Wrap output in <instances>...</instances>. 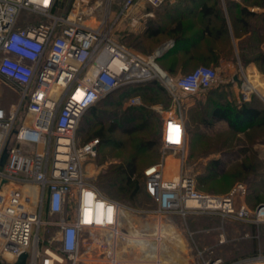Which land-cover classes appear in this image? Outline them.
<instances>
[{"label":"built area","instance_id":"1","mask_svg":"<svg viewBox=\"0 0 264 264\" xmlns=\"http://www.w3.org/2000/svg\"><path fill=\"white\" fill-rule=\"evenodd\" d=\"M164 1L105 0L89 7L85 0H69L62 11L61 0H0V87L11 98L8 105L0 104L2 264H14L23 253L26 264H62L66 259L77 264L85 235L95 232L105 237L86 241L87 250L94 246L107 254L108 264H121L117 242L122 223L139 211L109 200L93 185L85 166L95 158L99 140L79 144L77 131L97 103L122 87L152 81L171 100L162 120L161 148L177 164L164 156L144 170V192L156 207L146 213L183 220L216 217L222 223L218 245L226 243L225 224L264 225V204L248 207L244 184H235L223 196L204 194L186 169L184 116L176 109L183 97L216 87V70L199 66L171 78L157 64L167 46L140 57L114 37L119 21L138 3L157 7ZM239 90L243 102L254 95L264 105V94L244 75ZM2 99L0 94V103ZM141 104L139 97L128 99L129 106ZM157 111L163 114L161 108ZM45 217L54 218V250L42 245L40 230L49 225ZM241 239L258 240L259 235L245 233ZM212 254L211 249L199 252L200 264H264L262 251L228 262Z\"/></svg>","mask_w":264,"mask_h":264},{"label":"rangeland","instance_id":"2","mask_svg":"<svg viewBox=\"0 0 264 264\" xmlns=\"http://www.w3.org/2000/svg\"><path fill=\"white\" fill-rule=\"evenodd\" d=\"M104 1L85 0V3L89 7L94 4L100 6ZM237 4L240 3L231 0L219 1V6L222 8L224 5ZM241 4L249 6L257 4L260 7H256L255 17L245 20L247 28L244 29L242 33L244 38L239 43V48L242 50L239 60L233 61L230 68L228 65H221L218 68L206 65L217 72V89L211 94L207 92L183 97L181 107L176 111H180L184 116L191 133V136H188L186 169L194 177L198 191L208 195L223 196L229 193L235 184L240 183L250 189L244 202L255 204L264 202V189H261L264 188V126L254 125L251 128L234 131L226 122L217 123L212 118L213 107L208 102L210 100L219 104L225 102V96L222 97L221 94L225 93L222 89L224 86L239 89V84L233 82L232 76H237L241 80L244 75L256 87L258 93L264 94V0L242 1ZM144 7L152 6L145 4ZM60 8L62 11L67 10L69 0H61ZM116 31L115 39H117ZM134 90L118 92L110 99L101 101L94 113L89 112L81 119L78 127L82 141L98 139L94 134L100 129L104 131L105 142L100 144L95 158L85 166L86 175L93 183L97 184L101 176L136 159L139 190L132 199L129 200V196L116 193L110 194L101 189L105 196L139 211L137 214H130L129 219L122 223L123 236L117 242L118 261L121 264H166L163 258H168L169 253L177 256L171 261L175 264H200L199 252L205 249H211L213 252L211 256L219 257L225 262L250 256L258 251L264 252V225L256 228L241 224H225L223 228L226 243L218 245L222 223L216 217L202 216L183 220L175 215L158 216L154 213H146L155 210L156 207L144 192L143 170L149 165L158 163L164 156L169 163L177 164L176 158L168 152H163L160 144L164 112L172 107L167 94L159 87L154 88L151 82L134 86ZM0 94L3 96L0 104L8 105L11 98L6 97L8 95L6 89L0 87ZM132 96L139 97L142 104L129 106L128 99ZM253 97V104L258 109L264 110L260 99L254 95ZM159 108L162 109L163 114L157 111ZM110 129H113V132H109ZM152 141H158L159 146L143 154L137 153V146L148 145ZM216 161L220 163L218 167H214ZM211 172L215 174L214 177L210 176ZM238 173L241 176L237 177ZM258 184L259 186H256ZM255 194L258 195V202L253 199ZM44 222L49 225L40 230L42 245L54 250L57 248V244L52 241L55 236V229L51 225L54 218L45 217ZM131 231H136L138 236L147 242L146 249L140 246L133 247L127 243L124 235ZM170 233H174L184 242L183 252L177 249L168 237ZM245 233L253 235L257 233L259 239L243 240L241 236ZM104 237L103 232H95L91 236L85 235L83 239L85 242L82 241L80 248V261L77 264H108L106 253H99L94 246L91 247L94 250H87L86 241L102 240ZM157 240L161 245L157 250H153L152 243ZM165 246H168L167 249ZM161 248L167 251V253L163 252L164 257ZM62 264H71V262L66 259Z\"/></svg>","mask_w":264,"mask_h":264},{"label":"trees","instance_id":"3","mask_svg":"<svg viewBox=\"0 0 264 264\" xmlns=\"http://www.w3.org/2000/svg\"><path fill=\"white\" fill-rule=\"evenodd\" d=\"M219 1L220 0H177L174 4H169V3L164 4L160 6L161 10L157 12V19H159V24L156 23V25L152 26V23L148 22L142 35L137 36V37L127 36L125 40L124 39L119 40V43H121L122 45H124L126 48H129V49H133V48L146 49L148 44L152 43V38L162 35V36L171 37L174 40V42L179 45L181 40L190 39V38L186 39V36H188L191 33L192 26L197 24L196 17L200 16L199 17L200 20L198 23L201 25H205V27L203 28V31L200 34L199 33L198 34L200 36L205 37L206 39L208 38L209 40H212V43L218 42L221 38H223L222 42L224 45V38L225 36H227V30H226L227 24H226V20L222 16L223 15L221 11L222 7L219 6ZM242 1L249 2V0H241L240 2H236L240 4L223 6V8L225 7L226 9V13L228 15V18L231 24L232 36L235 39L244 37L242 33L244 32V29L247 28V23L245 20L253 16L255 17V13H251L247 8H250V7L259 8L260 7L257 4H253L250 6L242 5L241 4ZM163 19L165 21H163ZM211 19L214 20L213 23ZM211 23L214 25L212 28L209 26L211 25ZM199 35L198 37H200ZM212 43L208 41L206 42V45H205L206 51L210 52V54H213V58H211L210 56L207 59L208 60L212 59L213 62L216 64L217 58H215V53H213V49L210 45ZM239 51H240V54H239V57H240L242 50L239 48ZM230 52L231 53L233 52V48L231 46L229 47V53ZM157 64L168 76H170L171 78H174L172 76L171 71L166 70L163 64H160V60H157ZM206 65L211 66L208 63L204 65H200V66H206ZM190 72L191 71L185 72L181 76L186 75ZM151 83L154 88L158 89L159 87V89H161L157 82L152 81ZM132 89L133 91H135L134 86L122 87L119 90L112 93L111 95H109L108 97H106L105 99H103L102 101L110 99L112 96H114L118 92H123V91L130 92L129 90H132ZM207 92L211 94L212 92H215V91L213 89L212 90L210 89L206 91V93ZM208 102H209V105L213 107L212 108V118L218 121L219 120L225 121L228 124L229 128L234 131L239 130L240 128L241 129L251 128L254 125L264 126V110L247 107L246 104H244L239 110H230L228 109V107L222 106L223 104L219 105L218 102L211 101V100ZM99 103H97L94 107L88 110L87 113L89 112L94 113ZM109 132H113V129H110ZM190 134L191 133L189 131V128H187L186 129L187 138L188 136H191ZM94 136L98 137V140H99L98 148H99L100 144L102 142H105L104 141L105 140L104 131L100 129L94 134ZM77 140L79 144H84L92 139H87L85 141H82V139L79 136V132L77 131ZM160 144H161V139H160ZM157 146H159V142L152 141V143H149L148 145L141 144V146L139 147L137 146L136 150H137V153L143 154L145 152H148L149 150L154 149ZM219 164H220L219 161L214 162V167H218ZM152 165H149L146 168ZM143 172H142V180H143V187H144ZM136 174H137L136 159L134 158V160L131 161L129 164L125 166H121L115 170H111L110 172L101 176L97 184L93 182L92 183L102 194L103 192L101 191V189H104L110 194L116 193L121 196H129L128 199L130 200L135 194H137L139 190V180H138L139 176H137ZM214 175L215 174L213 172L210 173V176L214 177ZM239 176L241 175L238 173L237 177ZM245 186L247 188V195H246L247 197L249 195L250 189L247 185ZM256 186H259V184ZM261 189H264V188L262 187ZM105 197L111 201L123 203L121 201L109 198L107 196ZM253 199L254 201L259 200L258 195L255 194ZM246 204H248L250 208H254L255 206L259 204H264V202L262 201V203L258 202L255 204H249V203H246Z\"/></svg>","mask_w":264,"mask_h":264},{"label":"crops","instance_id":"4","mask_svg":"<svg viewBox=\"0 0 264 264\" xmlns=\"http://www.w3.org/2000/svg\"><path fill=\"white\" fill-rule=\"evenodd\" d=\"M177 0H165L161 5L157 7H144L145 3L140 2L136 5V7L130 9L126 15L119 21L117 25V40H121L127 37H137L142 35L144 32L146 25L148 22L152 23V26L159 24V19H157V12H159L160 6L164 4H174ZM251 13L256 12L255 7L247 8ZM219 10V9H218ZM222 16L226 20V30H227V36L224 38V45H223V38H221L218 42L212 43V40L206 39L203 36H200L199 34L203 31V28L205 25L199 24V17H196L197 24L193 25L191 28V33L186 36L187 40H181L179 45L174 42V40L171 37L168 36H157L155 38H152V43H149L146 49H139V48H133L131 49L136 55L140 57H147L150 54H153L156 50H158L161 47L167 46V49L165 50L163 56L158 59L160 60V64H163L164 68L166 70H170L172 73V76L174 78L180 77L183 73L192 71L196 67L200 65H204L206 63L210 64L213 67H220L221 65H228L230 68L231 65H233V61L239 60V43L243 40L244 37H241L239 39H235L232 36L231 32V24L228 18V15L226 13L225 7L221 9ZM220 11V12H221ZM163 21H165L163 19ZM194 21V20H193ZM213 23V19H211ZM211 23L209 25L211 28L214 26ZM199 33V34H198ZM198 35L200 37H198ZM197 36V37H195ZM210 42L212 44L211 47L213 49V53H215V58H217V63L215 64L213 60H208L207 58L211 56L213 58V54H210V52L206 51V42ZM230 42V43H229ZM233 48V52L229 53V47ZM232 76V80H233ZM234 82V81H233ZM236 83V82H234ZM239 84V82H238ZM218 85L214 88L217 89ZM211 89V90H212ZM222 89L225 90V93H221L222 97L225 96L222 106L228 107L230 110H239L244 104H246L247 107H252L255 109H258L256 105L253 104V98L251 97L250 101L243 102L241 100L240 96V90L237 88H229L227 86H224ZM229 90V91H228ZM206 93V92H204ZM220 105V104H219ZM215 120V119H214ZM217 123H222L225 121L222 120H215ZM185 130L188 128V125L186 123V120H184ZM188 147V138L186 136V143H185V149L187 151ZM157 250V248L155 249ZM163 257L164 254L162 253ZM153 256V253H152ZM175 256L171 255L168 256V258H163L166 261V264H175V262H171L175 260Z\"/></svg>","mask_w":264,"mask_h":264},{"label":"bare ground","instance_id":"5","mask_svg":"<svg viewBox=\"0 0 264 264\" xmlns=\"http://www.w3.org/2000/svg\"><path fill=\"white\" fill-rule=\"evenodd\" d=\"M126 219H129V216H126ZM134 225V224H133ZM135 227V226H134ZM161 228H163V227H161ZM170 228V227H169ZM168 228V229H169ZM170 230H171V228H170ZM169 231V230H168ZM172 232H174L173 230H172ZM169 233V232H168ZM125 236V238L127 239V243L129 244V245H132L133 247H138V246H140L142 249H146L147 247H148V245H147V242H145L142 238H140L139 236H138V233L136 232V231H131V232H129L128 234H125L124 235ZM157 237H159V236H157ZM168 237L173 241V243H174V245L177 247V249H180L182 252L184 251V249H185V244H184V242L179 238V237H177V236H175L174 235V233H170L169 235H168ZM167 238V237H166ZM161 240V239H160ZM159 245H161L160 244V241H155L154 243H152V248H153V250H155L156 248L158 249V247H159ZM171 245H172V243H171ZM166 247V246H165ZM168 247V246H167ZM167 247H166V249H167ZM166 249L165 248H161V252L163 253H167V251H166ZM168 251H169V249H168ZM172 253V252H171ZM175 253V252H174ZM173 253V254H174ZM172 254H169L168 253V256H171ZM167 256V255H166ZM175 257H177V256H175Z\"/></svg>","mask_w":264,"mask_h":264},{"label":"water","instance_id":"6","mask_svg":"<svg viewBox=\"0 0 264 264\" xmlns=\"http://www.w3.org/2000/svg\"><path fill=\"white\" fill-rule=\"evenodd\" d=\"M233 81L236 82V83H238V82H239L238 77H237V76H234V77H233ZM5 156H6V155L4 154V155H3V159H2V161H1V164H3V161H4ZM27 258H28V255H27L26 253H23V254H21V255L18 257L17 261H16L14 264H26V260H27ZM0 264H2V263L0 262Z\"/></svg>","mask_w":264,"mask_h":264}]
</instances>
